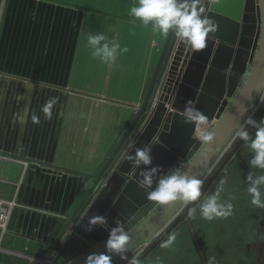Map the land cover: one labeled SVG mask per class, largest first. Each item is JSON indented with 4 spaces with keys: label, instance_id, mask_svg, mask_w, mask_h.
I'll return each instance as SVG.
<instances>
[{
    "label": "crops",
    "instance_id": "1",
    "mask_svg": "<svg viewBox=\"0 0 264 264\" xmlns=\"http://www.w3.org/2000/svg\"><path fill=\"white\" fill-rule=\"evenodd\" d=\"M136 2L0 0V198L17 202L4 244L48 251L143 102L167 37L132 22ZM96 33L127 47L116 66L92 58L87 37ZM50 97L58 103L49 121L40 109ZM251 155L243 143L204 199L225 180V238L234 232L249 255L264 256V209L246 191V177L264 173L249 166ZM72 239L54 261L86 247ZM0 264L36 263L0 251Z\"/></svg>",
    "mask_w": 264,
    "mask_h": 264
},
{
    "label": "water",
    "instance_id": "2",
    "mask_svg": "<svg viewBox=\"0 0 264 264\" xmlns=\"http://www.w3.org/2000/svg\"><path fill=\"white\" fill-rule=\"evenodd\" d=\"M204 6L205 15L217 26L216 32L210 34L206 47L197 52L175 36H167L137 113L99 173L92 177L90 187L48 251L38 254L2 243L1 252L36 264H62L54 261L53 256L69 235L86 247L64 264H84L88 255L105 252L108 231L99 226L88 231V221L91 217L104 216L109 228L115 227L118 220L125 229L144 207L154 202L138 186L140 169L133 172L127 156L135 148L156 140L159 143L152 145L151 166H159L163 173L179 166L184 173L206 180L201 197L193 203L201 200L243 145L237 138L238 126L249 116L259 121L264 115V102L257 108L261 101L259 94L264 96V0H215L214 3L204 0ZM190 100L208 117L206 125L185 123L182 111ZM208 133L213 138L204 141ZM133 142L135 147L129 148ZM218 161L215 172L207 178ZM184 206L182 202L156 204L145 217L126 229L130 238L126 253L129 260L169 224L171 227L162 237L184 220L193 205L178 215ZM117 257L120 256L113 255L112 259ZM122 264H128V260Z\"/></svg>",
    "mask_w": 264,
    "mask_h": 264
},
{
    "label": "clouds",
    "instance_id": "3",
    "mask_svg": "<svg viewBox=\"0 0 264 264\" xmlns=\"http://www.w3.org/2000/svg\"><path fill=\"white\" fill-rule=\"evenodd\" d=\"M210 2L214 3L215 0ZM205 12L204 0H137L129 9L133 23L139 22L163 37L171 34L193 52L204 49L210 34H214L217 30V26L205 15ZM87 45L93 59H98L102 64L110 67L116 66L119 56L128 51L127 47L122 48L119 42L110 40L103 33L89 34ZM57 103V97H50L41 107L40 111L45 120L52 119V110ZM195 103L191 100L186 103L182 117L185 123L206 125L208 117L195 107ZM30 119L34 125L41 122L35 112ZM249 128L253 131L250 132ZM212 138V133L203 137L204 141H210ZM237 138L247 145L252 154L248 161L249 166L264 173V117L259 121L251 116L247 117L244 123L238 126ZM156 143L159 141L156 140L142 148H135V151L127 156L133 172L140 169L137 183L147 192V199L160 205L175 202H182L185 207L193 205L188 209V216L192 219L196 218L197 212L200 218L209 222L227 219L232 215L233 204L221 200V194L225 192V180L221 179L215 191L202 202L194 204L193 202H197L202 195L205 181L184 173L179 166L167 173L161 172L159 166H151L153 159L151 148ZM133 147H135L134 142L129 145V148ZM246 181L248 183L246 191L251 197V204L255 208L264 209V174L255 177L249 174ZM94 226L108 231L105 252L88 255L84 264H112L113 255H119L121 260H128V264H139L136 258L129 260L126 255L130 238L118 220L115 227L109 228L104 216L91 217L86 230L91 231ZM176 239L177 234L173 232L159 246L162 249H172Z\"/></svg>",
    "mask_w": 264,
    "mask_h": 264
},
{
    "label": "rangeland",
    "instance_id": "4",
    "mask_svg": "<svg viewBox=\"0 0 264 264\" xmlns=\"http://www.w3.org/2000/svg\"><path fill=\"white\" fill-rule=\"evenodd\" d=\"M258 97L259 98L261 97L260 98L261 101L257 107L260 108V106L264 102V96L262 97V94L260 93ZM253 115L255 116L256 112ZM262 117H264V115ZM198 134L200 135V137L203 136V132L202 133L199 132ZM230 149L231 146L227 149L225 154L228 153ZM219 164L220 161L217 162L215 167L208 174L207 178L215 172ZM206 193L204 194V196L206 195ZM204 196L201 198L199 202H201L204 199ZM156 204H157L156 202H153L147 205L146 207H144L132 219V221H130V223L125 227L124 230L134 226L137 222H139L143 217H145L148 214L150 210L153 209V207ZM185 208L186 207L184 206L183 209L178 213V215L182 214ZM171 225L172 224H169L167 228H165V230L161 234H159L149 245L144 246L140 250V253L135 257L139 261V264H261L263 263L264 256L249 255L247 250H244L243 241H240V239H236V235L234 234V232L227 233V235L229 236L225 238L226 234L222 232L224 230V226L219 224L217 222V219L210 222L206 221L200 218L198 212L195 219H192L187 215L184 218V220L176 224L164 237H162L164 233L167 231V229L171 227ZM173 232L177 234V239L173 248L172 249L160 248L159 246L160 243L165 239H167V236ZM153 245L155 246L152 249H150V246ZM71 257L69 256L66 257L62 261V264L67 262ZM123 261L124 260H121L120 257H117L112 259V264H122Z\"/></svg>",
    "mask_w": 264,
    "mask_h": 264
},
{
    "label": "built area",
    "instance_id": "5",
    "mask_svg": "<svg viewBox=\"0 0 264 264\" xmlns=\"http://www.w3.org/2000/svg\"><path fill=\"white\" fill-rule=\"evenodd\" d=\"M16 206H17V202L15 198L12 199L0 198V244L3 243L5 235L8 232V226L11 220V216ZM144 246H146V244L143 245V247ZM143 247H140V249Z\"/></svg>",
    "mask_w": 264,
    "mask_h": 264
}]
</instances>
